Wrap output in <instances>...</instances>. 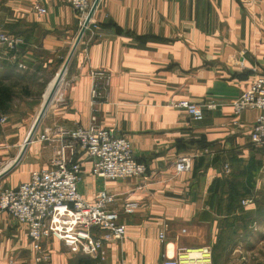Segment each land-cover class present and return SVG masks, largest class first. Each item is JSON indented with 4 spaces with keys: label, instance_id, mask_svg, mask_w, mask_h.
<instances>
[{
    "label": "crops",
    "instance_id": "0c3cea01",
    "mask_svg": "<svg viewBox=\"0 0 264 264\" xmlns=\"http://www.w3.org/2000/svg\"><path fill=\"white\" fill-rule=\"evenodd\" d=\"M37 2L46 14L35 12ZM81 27L64 0H0V34L19 40L14 47L0 42V172L21 153ZM100 72L110 83L100 81L94 102ZM258 74L264 75V0H100L33 141L5 176L15 187L50 163L54 145L41 134L95 121L127 136L148 172L99 178L83 154L80 192L93 201L107 189L117 207L131 200L139 208L122 214L126 235L105 244L100 263L54 238L44 242L49 260L37 262L27 227L2 211L0 264H158L167 243L176 251L202 245L217 253L233 245L236 215L255 205L264 165L250 140L260 110L236 118L231 103ZM181 99L218 107L196 120L169 105ZM182 156L192 158V168L177 172Z\"/></svg>",
    "mask_w": 264,
    "mask_h": 264
},
{
    "label": "built area",
    "instance_id": "2783aa9c",
    "mask_svg": "<svg viewBox=\"0 0 264 264\" xmlns=\"http://www.w3.org/2000/svg\"><path fill=\"white\" fill-rule=\"evenodd\" d=\"M64 1L78 13L83 25L92 7L91 0ZM33 8L39 14L47 13V8L39 2ZM18 41L16 37L0 34V42L7 47H14ZM100 81L105 86L109 85L110 77L103 72L96 76L92 91L94 102ZM169 105L186 111L196 120L205 116V109L218 107L214 100L201 104L181 99L171 101ZM231 105L236 118L246 110H260L251 129L250 140L264 153V75H256ZM4 120V117L0 119ZM39 140L53 143V158L47 166L34 170L28 180L15 187L1 189L0 212H8L19 224L27 227L30 243L36 252L35 259L39 263L49 260L44 242L50 238L62 241L74 254L89 256L99 263L106 261L108 251L105 244L126 235L127 226L121 219L122 214L135 213L139 203L126 200L121 208L117 207L115 195L107 189L99 190L93 201L85 199L79 189L83 178L81 155L86 154L91 161L94 175L109 180L144 177L148 165L135 156L133 144L127 136L116 135L95 121L87 127L56 126L41 134ZM175 168L177 172L191 170L192 158L179 157ZM225 170L230 172L229 165H225ZM248 201L243 200L242 204L246 205ZM168 226L165 224L164 231L160 233L162 241ZM170 245L166 244L167 249ZM194 249H200L201 253L192 256L189 251ZM173 250L172 254L167 250L158 264H213L209 246Z\"/></svg>",
    "mask_w": 264,
    "mask_h": 264
},
{
    "label": "rangeland",
    "instance_id": "374dc122",
    "mask_svg": "<svg viewBox=\"0 0 264 264\" xmlns=\"http://www.w3.org/2000/svg\"><path fill=\"white\" fill-rule=\"evenodd\" d=\"M252 149L258 164L261 165L263 162L264 165V153L256 147H252ZM7 176L0 179V191L3 187L8 186ZM257 178L262 183L259 190L261 191L260 196L254 198L255 205L252 210L243 208L236 215L237 234L234 236L233 245L227 243L228 245L221 249L219 253L216 249L212 250L213 264H264V166L261 172L258 173ZM246 188L248 189V187ZM190 247L198 248L202 245L185 248Z\"/></svg>",
    "mask_w": 264,
    "mask_h": 264
},
{
    "label": "water",
    "instance_id": "95a60500",
    "mask_svg": "<svg viewBox=\"0 0 264 264\" xmlns=\"http://www.w3.org/2000/svg\"><path fill=\"white\" fill-rule=\"evenodd\" d=\"M99 1L100 0H95V2L93 3V5L91 7V10H90L89 14L87 15L86 20L84 21V24L82 25V27H81V29L79 31V34H78V36L76 38V41H75V43H74V45H73V47H72V49H71V51H70V53H69V55L67 57V60H66V62L64 64V66L62 67L61 71L59 72V74L57 76V79H56V82H55L51 92L49 93V95H48V97H47V99H46V101H45V103H44V105H43V107H42V109H41V111H40V113H39V115H38L33 127H32V129H31V131L29 133V136L27 137V140H26V142H25V144H24V146L22 148L21 153L19 154V156L16 158V160L14 161V163L10 167H8L4 171L0 172V179L3 178L5 175H7L20 162V160L23 157L28 145L33 141V138H34V136L36 134V131L38 129V126H39L43 116L45 115L49 105L54 100V98H55V96L57 94V90H58V88L60 86V83H61V81L63 79V76H64V74L66 72L69 60L72 58V56H73V54H74L79 42L81 41V39H82V37L84 35V32L86 31L90 21L92 20L93 14H94V12H95L98 4H99Z\"/></svg>",
    "mask_w": 264,
    "mask_h": 264
},
{
    "label": "bare ground",
    "instance_id": "6f19581e",
    "mask_svg": "<svg viewBox=\"0 0 264 264\" xmlns=\"http://www.w3.org/2000/svg\"><path fill=\"white\" fill-rule=\"evenodd\" d=\"M54 84H55V83H54ZM52 87H53V84L51 85L50 90L52 89ZM50 90H49V92H50ZM173 249H174V245L171 244V245L169 246L170 254L173 253V251H174ZM189 253H190L192 256H196V255H198L199 253H201V250H200V249H194V250H190Z\"/></svg>",
    "mask_w": 264,
    "mask_h": 264
},
{
    "label": "trees",
    "instance_id": "16d2710c",
    "mask_svg": "<svg viewBox=\"0 0 264 264\" xmlns=\"http://www.w3.org/2000/svg\"><path fill=\"white\" fill-rule=\"evenodd\" d=\"M240 200V199H239Z\"/></svg>",
    "mask_w": 264,
    "mask_h": 264
}]
</instances>
